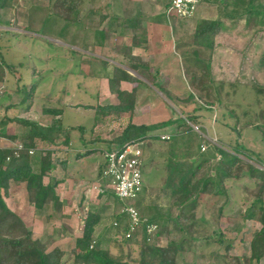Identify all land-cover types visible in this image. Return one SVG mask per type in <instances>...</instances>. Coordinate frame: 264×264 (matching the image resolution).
Wrapping results in <instances>:
<instances>
[{"label":"rangeland","instance_id":"obj_1","mask_svg":"<svg viewBox=\"0 0 264 264\" xmlns=\"http://www.w3.org/2000/svg\"><path fill=\"white\" fill-rule=\"evenodd\" d=\"M155 1L157 3V0ZM110 3L111 7L107 8L105 6L108 4L107 0H94L97 15L107 13L109 18H113L116 2L111 0ZM47 8L48 0H11L6 9L0 10L1 57L7 64L16 67L19 64L23 65L16 69L21 75L20 81H17L11 73H6L4 83H0V125L2 121H9L6 126L0 128V135L5 134V137L0 138V148L11 147L15 150L21 146L8 140V137L15 138L16 136V141H20L21 137L29 133L25 126L16 122L18 120L36 122L41 126H47L51 120H57L59 127H62L63 130L67 129L53 146L41 143L32 137L36 149L56 148L57 153L54 154V157L57 160L69 162L65 169L62 170L60 166H56L42 179L44 185L52 180L57 182L55 190H57L56 194L62 203L61 211L54 212L51 206H48L45 211H34V206L32 207L34 186L11 184L9 196L4 198V202L12 212L25 219L22 221L32 232L33 239H38L45 245L46 252H50L56 247L68 250L73 246L74 239L78 238V235L81 236L83 220L86 219L87 214H98L100 223L95 226L93 234L95 243H92V246L108 249L110 254L117 256L120 252L117 242L126 240L123 233L128 231L130 226L128 222L113 226L116 221L114 217L121 209L115 200L106 196L90 199L89 196L94 191V187L91 186L94 183L97 186L96 182L99 181V179L97 180V167L103 161L101 153L110 144L117 143L112 140L122 132L126 124L125 121L124 124H120L122 120L116 119V116H111L114 119H103L93 123L94 109H85V107H94L98 99L102 103L110 102L106 91L102 93L104 83L101 79L104 75L108 76L111 67L114 66L110 60L113 59V52L118 51V46L114 41L117 32L112 31L113 29L117 31L119 23L108 19L106 23L111 28L107 29L105 24L99 25L100 22L96 16H89L82 30L70 28V32L67 31L63 34V28L59 25L48 31V27L41 26L47 15ZM200 8L201 10H199ZM200 8L198 14L202 19L197 22L194 19L188 21L176 19V26H182L181 31L180 29L175 30V16H165L163 13L161 18L152 20V23L159 20L166 21V27L175 32V37L179 40L178 45L180 42H182L180 44L190 45L183 46L184 48L188 47L187 50H190L191 44L200 41H194L193 37L199 22L221 20L225 24H229L230 21H233L240 28L244 23H247L249 27L246 32L240 29H238L239 31L233 30L232 33H228L220 39L223 43L222 47H225V56L236 57L231 63V69L226 74V79L228 82L239 84V86L235 96L229 88L226 93L228 96L221 94V106L218 107L217 103H214L211 111L207 109L196 111L197 102L194 100L178 105L179 102L169 100L171 98L169 95H166L167 97L165 95L152 96L157 101L153 105L158 107L160 104L162 106L160 112H162L164 120L176 118L175 120L178 119L174 121L176 124L181 122L178 127L180 130L177 132L182 133L174 131V134H168L170 137L174 135V138L170 139L171 141L161 140L154 135L156 134L154 132H150L154 134L148 138L144 137L148 133L143 135L141 132L138 135L136 141L139 142V149L143 154L141 172L144 189L140 197L128 203L136 207L139 215L144 219L158 216L159 225L163 224L167 218L170 190L175 186L181 172H184L187 167L190 168L189 163L194 160L192 158L199 154L195 152L196 142L203 143L206 151L202 154L205 157L217 154V149L225 150L231 154V149L242 146L264 160V142L261 133L253 127L243 125L248 118L252 119L254 121L252 123L256 126H263L264 122L262 119H257L259 113L264 109V95L256 96L255 94V91L260 88L264 90V60L259 61V57L264 55V26L255 24L257 18L252 12L243 11L241 0H228L225 5L220 0H204ZM231 14H234L233 20L229 17ZM151 31L149 30V35L154 42L155 34ZM147 33L135 28L128 32V37L146 39ZM58 35L73 42L74 46H69V42L63 43L64 40H58L56 37ZM83 38L85 49L81 51L80 45L84 43L81 41ZM239 38L243 42L239 43L237 41ZM166 46L164 47L169 54L172 48L169 45ZM145 47L143 48L145 49ZM223 53H215L214 56L219 60ZM167 56L171 57V54ZM32 78L36 80L37 92L30 99V107L25 109L28 103H24L22 106L17 105L19 98L16 96L15 90H20L24 84L32 82L30 81ZM182 91L178 96L181 102L187 99L191 93L188 87ZM48 93L51 95L47 100L46 94ZM152 97L147 96L148 99H153ZM226 105L228 110L239 106L240 109L236 108L240 118L239 125H235V121L227 115V110L224 108ZM44 108H63V113L60 117H53L43 113ZM244 110L248 111L246 117L240 114ZM196 131H200L201 135ZM100 133L113 134L114 137L101 139ZM67 136L70 138L69 146L65 147L62 142ZM92 149L94 151H89ZM78 152L82 157L75 159ZM86 153L89 154L84 155ZM216 158H219V155H216ZM238 158L244 161L242 155ZM249 163L264 172V164L256 163L255 160ZM163 177L165 178L163 179ZM72 180L76 181L78 186L82 184L80 187L90 186L89 190L79 187L71 190L69 186ZM227 187L229 196L235 203L233 211L226 215H219L218 208L222 205L224 197L218 198L217 203L211 207L199 206L196 210V217L199 219L201 217L203 222L198 220L193 233L195 237H208L212 235L213 230L218 229L221 232L223 245L219 248L211 245L210 248L205 249L206 251L204 250L205 252H202L204 245L192 244L196 251L179 255L175 258L176 264H214L208 257V253L211 250H216L218 256H222L225 253L224 245H231V250L227 253L230 258L242 253L248 254L246 244L252 238L255 225L251 220H244L242 216L249 206L252 192L240 186L236 191L231 185ZM87 190L92 191L87 192ZM234 195L237 200L234 199ZM21 212L24 215L20 214ZM224 212L226 211L224 210ZM135 230V234L132 235L134 238L129 240L134 244H131L129 248H123L124 254L130 252V259H125V262L133 261L134 264L138 262L139 248L137 244L142 243L143 237L146 238L145 244L147 245L166 247L167 237H159L154 234H150L149 237L142 230V224L133 231ZM214 239L211 238L212 241ZM67 258L65 254L61 263L72 264L71 261H67ZM260 264H264V259Z\"/></svg>","mask_w":264,"mask_h":264},{"label":"trees","instance_id":"obj_2","mask_svg":"<svg viewBox=\"0 0 264 264\" xmlns=\"http://www.w3.org/2000/svg\"><path fill=\"white\" fill-rule=\"evenodd\" d=\"M10 1L0 0V10L6 9ZM220 1L223 5L228 2V0ZM241 4L243 11L246 13L252 12L257 18L255 24L263 27L264 0H245V2L241 0ZM46 11L47 15L44 17L41 26L43 28L48 27V31H50L55 26L61 25L63 34H65L67 31L70 32V28L82 30L87 18L89 16H95L96 7H94V0H48V8ZM234 14L229 16L231 20L234 19ZM104 19L105 16L98 15V21L100 23ZM176 19L178 18L174 17V21ZM237 25L233 21L225 24L221 20L199 22L193 37L194 41H200L191 44L190 50H187L188 47H183L184 45L190 46L188 44L179 43V45H176L175 52L182 61V73L191 93L182 102L179 98L173 97L169 93H163L165 96H171L169 99L171 102L176 101L180 105L194 100L197 102L196 111L200 109L211 111L214 103H217L218 107L221 106L220 95L225 94V96H228L226 94L228 88L232 90L234 96L237 94L239 84L231 81L228 82L226 79V74L231 69V63L232 61L234 62L236 57H226L225 47H222L223 43L220 41L223 36L232 33L233 30L239 31L238 29H240L246 32L249 27L247 23H244L241 28ZM249 31L251 32V30ZM251 33L253 34V32ZM60 36H56L58 40H64L63 43L69 42ZM74 36L76 38V35ZM240 39L237 41L239 43L243 42ZM81 41H84V38ZM138 42L145 43L146 39L133 37L131 46L123 48L124 51L119 56L120 58H117L118 64L126 66L135 72L138 71L139 66L141 68L147 67L145 63L138 64L139 66L136 65V57L130 53L132 46L134 47ZM73 44V42H69V46H74ZM84 49L85 41L80 45V50L83 51ZM219 52H224L220 58L221 60L216 59L214 56L215 53ZM263 57L264 55L259 57V61L264 60ZM21 67H23L22 64L16 67L5 63L0 54V83H4V75L6 73H11L16 77L17 81H20L21 75L18 74L16 69ZM32 76L36 77L33 74ZM30 81L32 82L24 84L20 90H15V94L19 98L17 105L22 106L24 103H28L25 109L30 107V99L37 92L35 78H32ZM120 81L131 83L134 82V78L121 68L114 67L112 75L108 80V88L110 93L115 95L117 102L116 104L103 107H87L86 109H94L93 123L109 116L120 118V116L129 114L133 110L135 92L134 90L131 92L120 90ZM255 94L256 96L258 94L264 95L263 88L256 90ZM50 95L51 93L46 94L47 100ZM227 107V105L224 107L227 110V115L235 121V125H239L240 118L236 111L240 109L239 106L236 107L237 109L232 108L229 110ZM44 109L42 110L43 113L53 117H60L63 113V108ZM240 114L246 117L248 116V111H241ZM257 119L264 120V109L259 113ZM186 120L189 121L188 118ZM254 120L257 122L256 118ZM16 122L25 126L29 130V133L21 137L22 141H16V136L15 138L8 137L10 142L21 145L22 149L15 151L11 147L0 148V264H62L61 259L65 254L68 257L67 261H71L72 264H134L133 261L129 263L125 262V259H130V252L127 254L123 253L124 247L129 248L131 244H134L133 242H129L134 236L128 240L117 242V247L120 251L117 256L110 254L108 249L104 250L100 246L98 248L92 246V243H95L93 240L94 227L100 221L98 214H87L81 236L74 239L73 246L68 250L56 247L52 251L46 252L45 245L38 239H33L30 229L25 226L17 214L8 208L4 202V198L9 196V187L11 184L28 187L34 186L35 192L32 200L35 209L45 211L48 206H51L52 211H61L62 203L55 191L57 182L52 180V182L44 185L42 179L56 166H60L62 170L65 169L69 162H66V160L60 161L54 157V154L57 153L56 148L47 150L36 149L34 142H32V137L41 143L53 146L56 145L60 135L62 133L64 134L67 129L63 130L62 127H59L57 120H51L47 126H41L36 122L27 120H18ZM252 122L254 121L248 118L243 125L258 130L264 142V122L263 126H256ZM8 123L9 121H2L0 128L6 126ZM155 127L158 126L137 127L127 124L123 128L120 136L112 140L117 143L110 144L101 154L104 156L106 152L135 142L141 132L144 135L146 131L154 129ZM237 133L239 134V132ZM1 137H5V134L0 135ZM144 137L148 138V136ZM69 139L68 136L64 138L62 145L68 147ZM205 151L206 148H204V151H200L199 156L197 155L195 160L189 163L190 168L187 167L184 172H181L175 186L170 190L168 214L163 224H158V216L144 219L139 215L142 230L145 232L146 227L151 225L155 226L154 235L167 237V245L164 248L147 245L145 244L146 238L143 237L142 243L137 244L139 248V260L136 264H176L175 258L179 255L181 256L183 253H190L191 251L194 253L196 251L192 247V244L197 245L200 243L201 246L204 245L202 252L206 248H210L211 245H215L218 248L221 247L223 245L222 236L218 229L213 230L212 235L208 237H195L193 233L198 220L203 222L201 217L200 219L196 217V210H198L199 206H203L204 208L207 206L211 207L217 203L218 198L224 197L225 199L222 205L218 208L219 215H226L233 211L235 203L232 202L233 200L229 196L228 185H231L235 191L240 186L252 192V196L250 195L251 201L242 217L244 220L254 222L255 230L253 231L251 240L246 244L248 254L242 253L230 258L227 256V253L231 250V245H224L225 253L222 256H218L216 250H211L210 253L207 252L208 257L214 264H260L264 259V172L249 163L255 160L256 163L264 164V160L242 146L231 149V154L225 150L221 151L217 149L218 153L212 157H205L202 154ZM79 153L75 159L82 157ZM88 154L86 153L84 155ZM216 155H219V158H216ZM240 155L244 157V161L238 158ZM142 156L143 154L141 153V158H143ZM97 168L98 180L102 169V162L98 164ZM143 189L142 185V191ZM140 194L137 197H140ZM103 196L110 197L113 201L115 200L119 204V208L123 207V203L111 192L105 191L99 195L100 198ZM234 199L237 200V197L235 196ZM114 218L120 221V224H124L123 219L125 217L120 212H117ZM211 238L215 239L212 241Z\"/></svg>","mask_w":264,"mask_h":264},{"label":"crops","instance_id":"obj_3","mask_svg":"<svg viewBox=\"0 0 264 264\" xmlns=\"http://www.w3.org/2000/svg\"><path fill=\"white\" fill-rule=\"evenodd\" d=\"M110 1L111 0H107L108 3L107 8L111 7ZM112 1H114V3L116 2L114 4L116 9L113 18H109V15L107 13L99 14L101 16H105L104 21H102V23H99L100 26L105 24L107 26V29L111 28V26L106 23L108 19L111 20L112 22L119 23V26L117 27V31L115 29H113L112 31V32H117L114 41L115 44L118 46V51L113 52V59L110 60L114 64V66L111 67L108 76L104 75L101 79L102 83H104V88L102 89V93L103 91H106L108 97H110V102L102 103L101 100L98 99L97 104L94 107L97 106L103 107L107 105L116 104L117 100L115 95L111 94L109 91L108 80L112 75V70L114 67L121 68L123 71H125L131 77L134 78V82L129 83L126 81H120L119 89L126 92H131L132 90H134L135 96H134L133 110L129 114L120 116L119 119L122 120L120 124H124L125 121L126 125L131 124L137 127L158 126L155 127L154 129L146 131V133H148L147 136H150L151 134L154 133L174 134V131L177 132V130H180L178 129V127L181 124V122L176 124V122H174L178 120V119L175 120L176 118L174 120L173 119L164 120V118H162V112H160L162 106L160 104H158V107L154 106L153 103H157V101H155V98L152 97V96L155 97L157 95L164 96L163 93L166 92L173 97L179 98L178 96H180L181 95L180 93L183 92L182 89L188 87L187 82L184 79L182 73V61L180 60L178 54L175 52V47L179 42L178 38L175 37V32H172L171 28L166 27V23H165L166 21L164 20L162 21L159 20V21H155V23H152V20L159 19L163 16V13L165 14L166 2L165 0H157V3L155 0L153 1L152 0H112ZM199 10H201V8ZM198 13L199 11H197L195 16L192 18L195 20V22L202 19V17ZM95 16L98 20L97 13L95 14ZM174 22H175L174 23L175 30L177 29L178 31L180 29L181 31L182 26L181 25L176 26V21ZM167 23L170 24L169 22ZM135 28H139L140 30H142V32H148L147 33L148 35L150 33L149 30H152L151 32L155 34V38L153 39L154 42H152V38L150 37V35L149 36L147 35L145 43L138 42L137 45H135L134 47L132 46V48L130 49L131 55L136 57L137 60L136 65L141 63L147 64L146 68L143 67L141 68V66L138 65L140 68L138 69L137 72L129 69L126 66H122L117 62L118 60L117 58H120L119 56H121V53L124 51L123 48L131 46V40L133 37L129 38L128 32H131V30ZM166 45H169L170 48H172L169 51V54H167V50L165 48L167 47ZM142 46L143 47L146 46L145 49ZM170 54L171 57H168L167 55ZM147 96H150L153 99L150 98L148 99ZM86 108L87 107H85V109ZM162 109L163 111H165L164 108ZM106 119H114V118L109 116L104 120ZM150 132H154V133H150ZM177 133H182V132H177ZM120 134L114 137L113 134L107 135L106 133L105 134L100 133L101 139H111L110 137H114V139H116L120 136ZM173 138L174 135L170 137L171 140ZM202 144L203 143H197V142L195 143L194 147L196 154L200 153V146H203ZM192 159L195 160V157ZM94 184L91 186L92 188L96 185ZM80 186H82V184ZM80 186L77 185L76 181L72 180V182H70L69 188L71 190L77 187L88 190L90 188V186H86V187H80ZM88 190L87 192L92 191V190L90 191ZM93 190H94L93 193L89 196L90 199L99 197V195H97L96 190L94 188ZM35 210L37 209L34 208V211ZM20 214L24 215L22 212ZM21 218L23 221L25 220L23 217ZM84 221L85 220H83V222ZM95 229L96 227H94V231ZM77 237H80V235H78Z\"/></svg>","mask_w":264,"mask_h":264},{"label":"built area","instance_id":"obj_4","mask_svg":"<svg viewBox=\"0 0 264 264\" xmlns=\"http://www.w3.org/2000/svg\"><path fill=\"white\" fill-rule=\"evenodd\" d=\"M165 2L166 16H175L179 19L190 20L195 16L203 0H165ZM196 132L200 134V131ZM154 135L163 141L170 138L166 133H156ZM204 148V146H201L200 151H204ZM20 149H22L21 146L15 148L16 151ZM141 181V150L139 149L138 141L125 144L121 148L113 149L104 154L99 181L97 182V186H94V189L97 195L109 191L123 203V207L119 212L124 215V222H128L130 226L128 227L129 230L123 233V237L126 240L135 234L136 230H133L141 224L136 207L128 203L136 199L141 193ZM118 224L120 225V221L116 220L113 226H117ZM155 229L156 227L151 225L146 227L145 232L150 237V234H155Z\"/></svg>","mask_w":264,"mask_h":264},{"label":"clouds","instance_id":"obj_5","mask_svg":"<svg viewBox=\"0 0 264 264\" xmlns=\"http://www.w3.org/2000/svg\"><path fill=\"white\" fill-rule=\"evenodd\" d=\"M190 20H191V19H190ZM169 139H170V138H169ZM169 139H168V140H169ZM202 145H203V144H202ZM203 146H204V145H203ZM200 147H201V146H200ZM97 182H98V181H97Z\"/></svg>","mask_w":264,"mask_h":264}]
</instances>
